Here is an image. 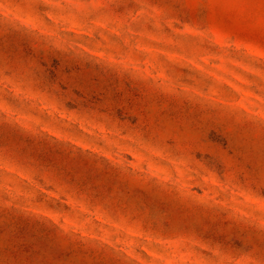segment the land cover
<instances>
[{
    "label": "rangeland",
    "instance_id": "obj_1",
    "mask_svg": "<svg viewBox=\"0 0 264 264\" xmlns=\"http://www.w3.org/2000/svg\"><path fill=\"white\" fill-rule=\"evenodd\" d=\"M264 0H0V264H264Z\"/></svg>",
    "mask_w": 264,
    "mask_h": 264
},
{
    "label": "snow or ice",
    "instance_id": "obj_2",
    "mask_svg": "<svg viewBox=\"0 0 264 264\" xmlns=\"http://www.w3.org/2000/svg\"><path fill=\"white\" fill-rule=\"evenodd\" d=\"M261 27L264 28V20L261 21Z\"/></svg>",
    "mask_w": 264,
    "mask_h": 264
}]
</instances>
